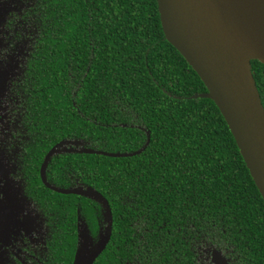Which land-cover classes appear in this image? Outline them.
Here are the masks:
<instances>
[{
  "label": "trees",
  "instance_id": "obj_1",
  "mask_svg": "<svg viewBox=\"0 0 264 264\" xmlns=\"http://www.w3.org/2000/svg\"><path fill=\"white\" fill-rule=\"evenodd\" d=\"M33 13L38 157L66 138L120 154L147 140L132 156H54L47 168L81 169L116 227L120 218L145 223L166 260L163 233L188 218L245 262H264L263 201L212 101L189 98L205 88L164 40L155 0H34ZM250 70L263 100L264 66L251 61Z\"/></svg>",
  "mask_w": 264,
  "mask_h": 264
},
{
  "label": "flooded vegetation",
  "instance_id": "obj_2",
  "mask_svg": "<svg viewBox=\"0 0 264 264\" xmlns=\"http://www.w3.org/2000/svg\"><path fill=\"white\" fill-rule=\"evenodd\" d=\"M18 2L20 8L10 10L0 26V264H73L80 236L88 237L94 249L108 228L107 241L91 264H264L245 262V256L210 237L206 223L197 229L188 218L182 224L171 223L170 231L163 233L169 243L166 260L155 247L158 241L150 243L144 237L151 234L145 223L120 218L124 222L117 228L111 212L105 218L96 201L56 192L41 182L39 169L46 152L39 158L33 150L36 131L30 72L38 29L34 0ZM260 103L264 111V99ZM59 142H76L81 147L62 148L47 164L54 156L87 154L80 150L90 149L82 138ZM47 166L43 175L50 187L95 191L81 169ZM129 229L136 239L128 238Z\"/></svg>",
  "mask_w": 264,
  "mask_h": 264
},
{
  "label": "water",
  "instance_id": "obj_3",
  "mask_svg": "<svg viewBox=\"0 0 264 264\" xmlns=\"http://www.w3.org/2000/svg\"><path fill=\"white\" fill-rule=\"evenodd\" d=\"M164 40L196 74L205 92L189 98L212 101L232 136L248 174L264 204V111L250 70V62L264 66V25L245 0H155ZM147 135V133H146ZM59 142L45 154L40 165L41 182L62 194H79L99 203L110 218L104 198L92 189L60 190L50 187L43 171L49 158L59 153ZM105 153L82 149L81 153L107 157L138 154ZM104 239L87 251L89 238L80 236L73 264H91L104 247ZM82 241V244H81Z\"/></svg>",
  "mask_w": 264,
  "mask_h": 264
},
{
  "label": "rangeland",
  "instance_id": "obj_4",
  "mask_svg": "<svg viewBox=\"0 0 264 264\" xmlns=\"http://www.w3.org/2000/svg\"><path fill=\"white\" fill-rule=\"evenodd\" d=\"M20 8V3L18 2V0H0V26L2 24V22L4 21V18L6 17V14L10 11V10H18ZM2 70H5L2 68ZM1 70V71H2ZM80 148L81 144L80 143H76V142H65L63 144H61L59 146V150L62 148ZM93 248L90 245V243L87 245L86 250L87 251H91Z\"/></svg>",
  "mask_w": 264,
  "mask_h": 264
},
{
  "label": "bare ground",
  "instance_id": "obj_5",
  "mask_svg": "<svg viewBox=\"0 0 264 264\" xmlns=\"http://www.w3.org/2000/svg\"><path fill=\"white\" fill-rule=\"evenodd\" d=\"M256 12V15L258 19L263 23L264 25V0H245ZM83 238H86V236ZM82 244V241H81ZM77 264H81L80 257L78 259Z\"/></svg>",
  "mask_w": 264,
  "mask_h": 264
}]
</instances>
